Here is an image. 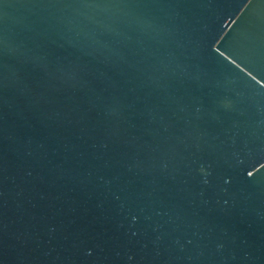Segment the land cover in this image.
<instances>
[{
	"label": "water",
	"instance_id": "1",
	"mask_svg": "<svg viewBox=\"0 0 264 264\" xmlns=\"http://www.w3.org/2000/svg\"><path fill=\"white\" fill-rule=\"evenodd\" d=\"M0 264H264V0H0Z\"/></svg>",
	"mask_w": 264,
	"mask_h": 264
}]
</instances>
